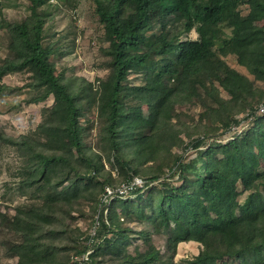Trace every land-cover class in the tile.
I'll use <instances>...</instances> for the list:
<instances>
[{
  "label": "trees",
  "instance_id": "16d2710c",
  "mask_svg": "<svg viewBox=\"0 0 264 264\" xmlns=\"http://www.w3.org/2000/svg\"><path fill=\"white\" fill-rule=\"evenodd\" d=\"M28 2V15L8 22L19 56L3 58L0 75L20 74L29 101L51 104L31 130L0 129V158L12 157L2 165L14 169L6 194L26 196L0 211L13 264H174L181 241L202 245L186 264H264V89L255 83L264 0H93L107 41L96 84L56 69V45L44 43L56 4ZM154 14L160 32L149 37ZM191 102L201 111L181 119L179 105ZM85 104L96 113L94 145L84 141L93 126ZM85 206L93 233L71 227Z\"/></svg>",
  "mask_w": 264,
  "mask_h": 264
},
{
  "label": "rangeland",
  "instance_id": "374dc122",
  "mask_svg": "<svg viewBox=\"0 0 264 264\" xmlns=\"http://www.w3.org/2000/svg\"><path fill=\"white\" fill-rule=\"evenodd\" d=\"M2 2L3 5H0V63L3 58L13 60L19 56L12 49L13 40L10 37L8 22L20 21L29 13L27 9L28 0H2ZM49 3L56 5L55 7L52 5L48 6L51 17L45 24L44 43H53L57 48L56 53L50 59L55 62L57 70L64 68L67 76L84 78L96 84V79L106 74L101 51L102 47L107 46V41L104 37V31L94 13L93 0H49ZM128 6L132 8L133 3L129 2ZM240 9L242 14H245L247 6L241 4ZM155 15L150 16V26L147 32L149 37H152L153 33L160 32V28L156 24L159 15ZM172 26L170 24L167 27L172 28ZM167 35L172 38L174 37L171 31H168ZM190 35L195 37L196 33L191 32ZM226 60L230 66L246 74L251 79L253 78L244 67L237 65L232 56H227ZM0 76V87L2 88V92L0 93V129L12 136L33 129L40 121L41 109L51 104V97L47 101L33 103L29 100L35 92L22 87L24 78L20 74L11 73ZM129 82L139 84L142 80L141 77L131 75ZM255 83L258 87L264 89V77L259 76V78H256ZM182 91L183 95H185L186 90L182 88ZM222 94L224 97H227L223 91ZM184 98L185 102H188L189 98L186 96ZM84 110L86 116L91 119V124H93V126L91 125L92 127H86L84 141L87 144L94 145L95 132L97 130L96 113L94 110L88 109L86 104ZM178 110L181 119L189 116L195 117L201 111L192 102L179 105ZM144 112L148 114L149 110L145 109ZM246 124L247 122L244 123L243 127H246ZM175 151H178V149H175ZM187 153L190 152L188 151ZM11 158L9 152L1 155L0 158V211L3 212L8 210V208H13L17 202L26 198V196H20L18 193H14L13 195L6 194L5 184H8L12 180L11 175L14 169L11 167L6 169L4 167L5 164L2 165V162H7ZM9 166H14V164L11 163ZM108 166V164L104 165L105 168ZM112 176L117 178V173L113 171ZM136 182L141 183L140 180ZM236 188L241 190L239 182L236 183ZM3 196L5 197L3 198ZM247 198V192H242L238 198V203L241 206L244 205ZM84 210L86 212L85 215L72 213L74 219L71 221V227L78 228L80 231L93 233L96 221L92 223L93 225L89 226L91 223L90 211L87 206L84 207ZM93 218H96V215ZM133 226L139 227L140 224H133ZM2 239L0 238V240ZM154 240L159 248L165 252L167 251V241L164 233H161L159 236L154 235ZM1 242L0 264H13L16 259L7 253ZM201 247L202 245L195 241L179 242L173 255V263L186 264L185 260H189L198 254ZM216 264H232V261L225 257Z\"/></svg>",
  "mask_w": 264,
  "mask_h": 264
},
{
  "label": "built area",
  "instance_id": "2783aa9c",
  "mask_svg": "<svg viewBox=\"0 0 264 264\" xmlns=\"http://www.w3.org/2000/svg\"><path fill=\"white\" fill-rule=\"evenodd\" d=\"M138 180V179H137ZM112 193V190L111 189H108L107 188V195L111 194ZM90 251H87L86 254H83L82 256H85V260L87 259V254L89 253Z\"/></svg>",
  "mask_w": 264,
  "mask_h": 264
},
{
  "label": "clouds",
  "instance_id": "9594fccd",
  "mask_svg": "<svg viewBox=\"0 0 264 264\" xmlns=\"http://www.w3.org/2000/svg\"><path fill=\"white\" fill-rule=\"evenodd\" d=\"M262 109L264 110V107ZM262 109H261V111H263Z\"/></svg>",
  "mask_w": 264,
  "mask_h": 264
}]
</instances>
